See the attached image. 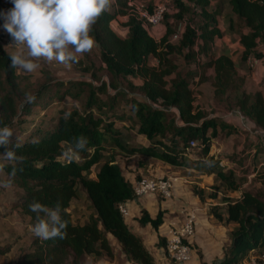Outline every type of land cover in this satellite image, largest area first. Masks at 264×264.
Instances as JSON below:
<instances>
[{
    "label": "trees",
    "instance_id": "1",
    "mask_svg": "<svg viewBox=\"0 0 264 264\" xmlns=\"http://www.w3.org/2000/svg\"><path fill=\"white\" fill-rule=\"evenodd\" d=\"M227 1L231 12L228 28L239 33L241 59L253 57L264 62V0ZM173 4L177 11L164 12L161 22L167 30L160 40L149 32L154 26L146 25L130 9L128 0H114V8L100 16L91 35L96 39L100 61L110 76L108 82L62 80L47 71L45 81L26 88L19 70L10 67L0 39V127L7 125L13 132L18 130L11 144L20 138L21 147L15 151L24 158L22 164H15V177L9 176L13 165L6 164L4 182L10 181L23 190L19 206L30 217L31 225L36 222V213L28 207L33 199L50 208L59 202L61 217L67 221L64 239L41 240L34 236L30 247L21 252L13 264H88L85 259L89 255H113L111 236L131 263L158 264L143 234L132 228L120 210L121 203L137 195L133 182L123 174L117 159L118 149L126 154L141 152L174 166L212 174L226 189H239L241 182L235 171L225 169L221 159L210 154L218 129L230 132L234 127L209 117L194 105L190 80L197 74L203 79L205 70L211 68L215 96L221 100L232 96L240 112L262 130L264 94L259 90L247 92L232 57L226 52L215 54V39L222 35L218 24L220 9H211L210 0H173ZM2 12L0 0V16ZM118 14L126 15L125 36L118 35L111 23ZM186 15L189 17L180 37L176 42L171 41L173 31L169 17L182 20ZM150 56L157 58L156 65L149 64ZM179 57L182 64L176 61ZM200 62L201 67H189ZM89 69L94 75L93 63ZM133 77L142 79L137 86L142 97L132 95L123 87L125 81L133 86ZM28 92L36 96L34 103H24ZM51 92L60 100L69 96L76 103L61 107L54 122L30 128L25 123L32 108L45 102ZM123 100L128 111L121 107ZM69 111L71 117L65 122L64 114ZM128 119L134 120L137 133L146 138L147 145L137 147L120 140L122 130L117 123L124 124ZM25 130L28 131L24 133ZM81 135L88 140L86 150L80 153L78 161H66L62 158V149L69 148L73 139ZM192 140L196 141L195 145L190 144ZM197 146L198 155L188 156V150ZM5 150L0 146V154ZM214 186V191L206 193L194 185L193 192L201 201L216 198L217 187ZM79 189L85 192L92 209L83 223L74 222L69 211ZM163 201L159 198V203ZM221 201L223 205L215 204L209 212L218 221L234 225L227 231L228 241L223 246L222 257L211 262L204 259L200 246L189 242L192 250L195 246L198 264H241L251 256L260 261L264 255V193L244 190L239 198L224 195ZM164 210L160 206L156 214L151 215L141 208L135 218L141 226L149 224L158 230L164 222ZM156 243L165 248L166 237L158 235ZM8 251L9 247H0V256Z\"/></svg>",
    "mask_w": 264,
    "mask_h": 264
},
{
    "label": "rangeland",
    "instance_id": "2",
    "mask_svg": "<svg viewBox=\"0 0 264 264\" xmlns=\"http://www.w3.org/2000/svg\"><path fill=\"white\" fill-rule=\"evenodd\" d=\"M141 1L148 5H153L158 1H165L170 13L177 11L174 8L173 0ZM2 2L3 12L0 16V39L5 48L6 45L12 43V38L3 27L5 22L3 13L9 10L12 4L10 0H2ZM113 3L114 0H111L109 9L114 8ZM210 8H218L221 11L218 15V24L222 31V35L215 39L213 45L215 54L226 52L232 57L235 61L238 74L244 78L243 88L247 92L253 93L259 90L264 94V62L253 57L250 61L241 59L242 48L239 42V33L236 29L230 31L228 28L229 17L231 15L228 1L210 0ZM188 17L189 16L186 15L182 20H177L174 16L169 17L173 31L170 36L171 41L176 42L178 40ZM125 20L126 15L118 14L111 22L116 33L120 36H125L127 32V28L124 24ZM166 30L164 22H161L156 28L155 26L151 27L149 32L155 39L160 40ZM259 48H262V46H259ZM7 51H14V48H8ZM201 59V61L204 60V58ZM176 61L182 64V58L179 57ZM148 62L150 65H156L157 58L155 56H150ZM40 63L41 67L35 73H25L23 70H19L24 82V87L34 88L39 83L45 81L46 76H48L47 71L50 72V75L53 77L62 80H92L94 83H99V79L106 82L110 79L108 72L100 61L97 45L90 53H86L80 57L79 62L72 64L71 67H65L56 62L49 64L40 61ZM90 63L95 65L96 70L94 75L90 69L87 70ZM189 67H201V62L193 63ZM199 70L201 72V68H199ZM212 74V69L207 68L204 72L205 77L203 79H201L200 74H197L190 80V86L194 94V105L205 111L209 117H216L221 121H226L231 127H234V130L230 132H228L227 129L223 130L218 127V135L214 137L211 142L210 154L219 157L221 159V165L225 169H233L235 171L241 182L239 189H226L224 185L214 179V175L212 174L202 173L189 167L174 166L141 152L126 154L118 149L117 159L122 166L123 174L131 180L133 184L142 178H153L155 180L166 179L172 183V181L176 179L172 178L173 180H171L170 177L177 176L176 184H173V189L171 188L172 193L170 197H165L159 192L149 193L147 196H151V203L153 205L146 201H144V203L146 205L149 204L148 207L156 214L158 208L161 206L159 198L164 199V201L168 202V206L166 205L164 210V220L169 221L175 219L177 225L185 221L190 208L197 207L199 210L197 212L203 219V222H205V224L209 223L208 227H211V224L213 226L215 225V228L220 229L218 231L219 236L223 238L226 233L220 221L209 212V209L215 204H220L224 195L236 199L241 197L244 190L264 193V130L254 126V124L240 112L232 96L228 100H221L215 96L211 78ZM131 81L134 83L133 86L125 81L123 87L132 95L142 97L140 90L137 88L142 82V79L140 77H133ZM73 102L76 103L69 96L60 100L51 92V94L46 96L45 102L32 108L25 124L31 128L33 126L54 122L59 109L63 106H70ZM121 107L124 111L129 110L124 100L121 102ZM133 122V119H128L124 124L117 123L122 130L120 140L124 144L128 143L130 145H136L137 147L140 145H147L149 142L144 136L137 133V126L134 125ZM27 131L28 130H25L24 133ZM17 132L18 130L14 132V135H16ZM199 151L200 149L197 146L190 148L187 154L194 158L198 155L197 153ZM4 179L5 174L3 171L0 172V183L4 182ZM213 184H215L214 187H217L216 198H206L205 201H201L193 192L194 185L203 188L206 193L214 191L215 188H213ZM22 194L23 190L13 185L10 188L0 187V247H9V251L0 256V263L13 264L21 252L30 247V243L35 236L30 230L32 226L30 217L25 214L19 206ZM147 196L145 199H147ZM201 207L203 208L202 210L199 209ZM141 208L145 207L140 205V209L131 212L130 215L129 213L125 215L128 223L133 229H141L143 231L145 242L155 255L158 264H180L167 255L164 247L161 248L156 242L154 243V237L156 240V229L152 228L149 224L141 226L138 223L135 216L136 214H140ZM69 211L73 221L79 223H83L92 212L83 190H78L76 198L71 202ZM208 230L211 231L210 228H208ZM204 234H207V236L209 235L207 231ZM110 241L113 246L112 256L103 255L101 257H96L89 255L85 259L86 262L88 264H133L126 259L121 251L120 245L112 236L110 237ZM203 242L206 243L205 240H203Z\"/></svg>",
    "mask_w": 264,
    "mask_h": 264
},
{
    "label": "clouds",
    "instance_id": "3",
    "mask_svg": "<svg viewBox=\"0 0 264 264\" xmlns=\"http://www.w3.org/2000/svg\"><path fill=\"white\" fill-rule=\"evenodd\" d=\"M12 7L3 13L4 29L12 38V43L5 46L10 59V67L35 73L40 61L49 64L56 62L71 67L78 63L80 57L90 53L96 47V39L92 33L93 25L111 6V0H10ZM8 48L14 51L8 52ZM36 96L25 93L24 103L31 104ZM71 112L64 114L65 122ZM14 132L10 126L0 127V146L6 150L0 154V172L6 164L13 167L9 173L15 177V164L23 163L15 149L21 147L20 138L12 145ZM88 140L83 135L75 137L69 148L62 149V158L68 162L78 161L80 153L86 150ZM20 171H23L21 168ZM11 182H2L0 187L10 188ZM29 210L36 213V222L31 232L41 240L66 236L67 221L61 217V205L47 207L33 199L28 205Z\"/></svg>",
    "mask_w": 264,
    "mask_h": 264
},
{
    "label": "built area",
    "instance_id": "4",
    "mask_svg": "<svg viewBox=\"0 0 264 264\" xmlns=\"http://www.w3.org/2000/svg\"><path fill=\"white\" fill-rule=\"evenodd\" d=\"M130 9L140 17L146 25L157 26L163 19L164 12L168 10L165 1L155 2L152 8L141 0H128ZM252 57H249L250 61ZM191 145H195L196 141H190ZM171 180L172 177H170ZM174 181H167L162 179L142 178L134 183V188L137 196L145 195L147 193L160 192L165 197H170L173 189ZM172 188V189H171ZM121 212L126 215L129 213L126 203L120 204ZM196 214L193 211L187 213L185 221L180 224H169L167 227L166 246L165 251L167 255L179 262L188 261L193 253L192 246L189 243V238L195 232ZM257 264H264V255L260 257Z\"/></svg>",
    "mask_w": 264,
    "mask_h": 264
},
{
    "label": "crops",
    "instance_id": "5",
    "mask_svg": "<svg viewBox=\"0 0 264 264\" xmlns=\"http://www.w3.org/2000/svg\"><path fill=\"white\" fill-rule=\"evenodd\" d=\"M156 27L157 26H155V28ZM172 178L176 179L174 181V185H175L178 177L176 176V177H172ZM147 194H149V193H147ZM147 194L137 196L135 199L128 200L126 202V205H127L128 211H129V215H130L131 212H134L135 210L140 209V205L144 206L151 213V215H155V212H153L151 210V208L148 207L149 204H151V205H153V204L151 203V196L150 195L147 196ZM146 196H147V199H145ZM144 201L148 202L149 204L146 205L144 203ZM167 203L168 202L163 201L160 204H161L162 208L165 209V206L167 205ZM220 204H223V203L221 202ZM184 205H185V203H184ZM191 207H193V206H191ZM203 208H204V206H203ZM203 208L201 207L199 209L202 210ZM189 210L193 211L196 214L195 232L189 238V242H191L192 245H198V246L201 247V251H202L203 257L208 262H211L212 260H214L217 257H222V255H223V246L228 241L227 231L234 224H232V223L224 224V223L220 222V224L223 227V230L226 233V235L222 238L218 234V231L220 229L215 228L214 227L215 225L213 226L212 224H211V227H208L209 223L205 224V222H203V219L200 217V215L197 212V211H199L197 209V207L190 208ZM190 211H188V212H190ZM137 215H139V214H136V216ZM169 223H171V224L173 223V224L177 225L175 219H171L169 221H165L164 220L163 224L158 228V230H156V240H155V237H154V243L158 242V235L165 236V234H167V227L169 226ZM207 227L210 228L211 231L208 230ZM137 231H139V232H141L143 234V231L141 229H138ZM206 231L209 234L208 236H207V234H204ZM203 240H205L206 243H204ZM254 258H255L254 256H251L248 259H245L241 264H257L255 262ZM198 263H199V256H198V254H197V252L195 250V246H193V253H192L191 258L188 261H185V262L180 263V264H198Z\"/></svg>",
    "mask_w": 264,
    "mask_h": 264
}]
</instances>
